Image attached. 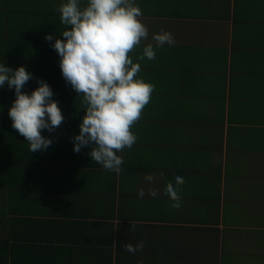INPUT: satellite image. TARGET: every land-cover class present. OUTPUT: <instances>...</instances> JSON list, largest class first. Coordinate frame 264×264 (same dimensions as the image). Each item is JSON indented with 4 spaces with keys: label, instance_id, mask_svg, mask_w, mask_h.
Here are the masks:
<instances>
[{
    "label": "crops",
    "instance_id": "crops-1",
    "mask_svg": "<svg viewBox=\"0 0 264 264\" xmlns=\"http://www.w3.org/2000/svg\"><path fill=\"white\" fill-rule=\"evenodd\" d=\"M62 2L0 0V64L26 66L29 94L46 80L65 117L30 152L8 115L14 89L0 88V264H264V0H135L149 38L130 55L155 88L120 173L73 151L82 97L45 40L65 27ZM161 28L174 44L137 61ZM177 175L178 210L164 194Z\"/></svg>",
    "mask_w": 264,
    "mask_h": 264
},
{
    "label": "clouds",
    "instance_id": "clouds-1",
    "mask_svg": "<svg viewBox=\"0 0 264 264\" xmlns=\"http://www.w3.org/2000/svg\"><path fill=\"white\" fill-rule=\"evenodd\" d=\"M61 24L65 27L60 35L49 32L45 40L59 56V67L66 85H70L76 96L82 97L85 114L79 121V133L70 137L73 151L91 146L87 153L107 171L120 173L124 163L118 155L125 148L131 149L138 137L131 130L150 102L155 85L138 74L141 64L134 62L131 53L148 40L149 29L142 22V9L135 0H64L58 6ZM154 43L144 45L137 61L154 60L156 50L165 44H174L170 31L161 28L151 35ZM33 78L26 66L16 68L0 64V88L7 85L14 89L15 99L8 115L15 129L28 142L29 151L47 150L52 137L42 135L43 130L53 133L63 123L58 101L52 99L54 92L48 82L37 78V87L23 91L25 84ZM146 182L154 184L155 174H146ZM183 177L177 175L175 184L168 182L164 194L170 207L180 209ZM148 194L156 198L159 193L150 188ZM145 195L144 189L138 193ZM131 223L129 230L135 231ZM144 242L135 246L124 243L123 250L132 254L142 251Z\"/></svg>",
    "mask_w": 264,
    "mask_h": 264
}]
</instances>
